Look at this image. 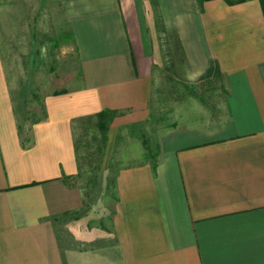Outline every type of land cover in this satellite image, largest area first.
<instances>
[{
	"label": "crops",
	"instance_id": "1",
	"mask_svg": "<svg viewBox=\"0 0 264 264\" xmlns=\"http://www.w3.org/2000/svg\"><path fill=\"white\" fill-rule=\"evenodd\" d=\"M42 1L81 85L43 96L42 117L25 126L0 63V264H264L260 2ZM159 37L179 49L181 81L215 71L223 115L171 131L155 168H119L107 229L83 231L75 130L104 110L115 114L108 129L148 118Z\"/></svg>",
	"mask_w": 264,
	"mask_h": 264
},
{
	"label": "rangeland",
	"instance_id": "2",
	"mask_svg": "<svg viewBox=\"0 0 264 264\" xmlns=\"http://www.w3.org/2000/svg\"><path fill=\"white\" fill-rule=\"evenodd\" d=\"M41 1L0 0L1 69L15 102L17 121L25 126L42 117L43 96L81 85L78 55L72 46L65 45L68 36L48 18V5ZM182 1L188 9L200 6L198 0ZM173 44L168 37H159L156 43L160 62L154 69L150 113L144 122L107 129L104 139L95 119L77 125L79 176L74 185L86 198L83 231L107 229L115 202L113 181L119 168L143 162L157 166L163 155V139L173 134L171 131L210 123L223 115L220 105L225 96H219L222 83L215 71L205 72L193 82L181 81L184 59L178 48L171 47ZM65 222L58 225L65 227Z\"/></svg>",
	"mask_w": 264,
	"mask_h": 264
},
{
	"label": "trees",
	"instance_id": "3",
	"mask_svg": "<svg viewBox=\"0 0 264 264\" xmlns=\"http://www.w3.org/2000/svg\"><path fill=\"white\" fill-rule=\"evenodd\" d=\"M204 1H208V0H198L199 4L201 5ZM227 3L229 4H235V3H242L246 0H238V1H234V0H225ZM261 4L262 10H263V14H264V0H258ZM113 115H115L113 112L109 111V110H104L101 111L99 113H97L94 117L89 118L87 121H91L93 119L96 120V124H97V128L98 131L100 133L103 134V139L105 138V135L107 133V129H108V124L109 122L113 119ZM156 166V165H154ZM153 166V168H155Z\"/></svg>",
	"mask_w": 264,
	"mask_h": 264
}]
</instances>
